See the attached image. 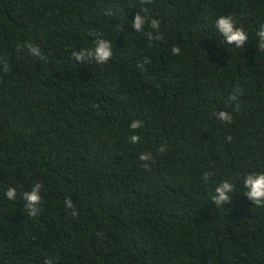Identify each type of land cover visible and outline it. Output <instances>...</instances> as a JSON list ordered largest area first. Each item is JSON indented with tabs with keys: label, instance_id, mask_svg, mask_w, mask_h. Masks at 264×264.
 I'll use <instances>...</instances> for the list:
<instances>
[{
	"label": "trees",
	"instance_id": "16d2710c",
	"mask_svg": "<svg viewBox=\"0 0 264 264\" xmlns=\"http://www.w3.org/2000/svg\"><path fill=\"white\" fill-rule=\"evenodd\" d=\"M262 25L264 0H0V264H264V206L244 195L264 171ZM98 39L107 63L74 59Z\"/></svg>",
	"mask_w": 264,
	"mask_h": 264
},
{
	"label": "clouds",
	"instance_id": "9594fccd",
	"mask_svg": "<svg viewBox=\"0 0 264 264\" xmlns=\"http://www.w3.org/2000/svg\"><path fill=\"white\" fill-rule=\"evenodd\" d=\"M146 20L140 14H136L135 19L132 21L133 28L140 32L142 31V26H144ZM150 26L153 29L159 30L160 22L157 19H152L150 21ZM216 27L220 33L226 37L228 44H232L235 42V46L237 48H241L243 43L249 39L248 34L242 27H237L236 22L231 16L221 15L216 20ZM151 35V34H149ZM262 40L260 43V49H264V25L260 27L257 31ZM157 39L160 37L157 36ZM29 53L34 57H39L43 59V54L38 46H35L31 43H27L25 45ZM173 54H179L180 48L178 46H173L171 49ZM112 45L111 42L106 39H98L95 41V46L91 49L84 48L80 51H73L72 56L76 61H83L85 58H89L94 60L97 64L107 63L108 60L112 56ZM5 70H7V66H5ZM235 98V97H233ZM219 120L222 122H231L232 116L226 112L221 111L218 113ZM142 122L139 120L133 121L131 124V128H137ZM231 140V137H228ZM131 141L133 143H137L139 141V136L133 134L131 136ZM161 152L164 151V148L161 147L159 149ZM148 155L142 153L139 157L141 161H146L148 159ZM147 167V165H145ZM207 179V175L205 176ZM233 184L229 183L225 180L223 183L218 184L215 187V193L212 197V200L219 207L222 206L223 203L228 202L230 200L229 192L233 190ZM244 188L246 191L244 195L255 205L264 206V171L249 173L244 177ZM6 197L10 200H14L16 198V189L14 187H10L7 189L5 193ZM23 200L27 201L25 208L27 209L29 215L35 216L37 214V205H40L42 201L41 197V184L36 183L33 185L31 191H25L22 194ZM65 205L68 208H73V204L71 199H66ZM72 215H76V212L73 210Z\"/></svg>",
	"mask_w": 264,
	"mask_h": 264
}]
</instances>
